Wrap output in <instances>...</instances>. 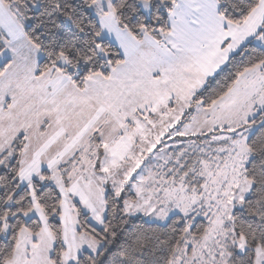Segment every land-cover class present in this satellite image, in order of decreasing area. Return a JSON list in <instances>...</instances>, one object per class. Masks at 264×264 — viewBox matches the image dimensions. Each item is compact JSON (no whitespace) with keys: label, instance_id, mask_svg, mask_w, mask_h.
<instances>
[{"label":"snow or ice","instance_id":"snow-or-ice-1","mask_svg":"<svg viewBox=\"0 0 264 264\" xmlns=\"http://www.w3.org/2000/svg\"><path fill=\"white\" fill-rule=\"evenodd\" d=\"M0 264H264V0H0Z\"/></svg>","mask_w":264,"mask_h":264}]
</instances>
